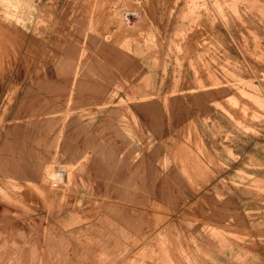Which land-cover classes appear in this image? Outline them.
Wrapping results in <instances>:
<instances>
[{
    "label": "rangeland",
    "instance_id": "rangeland-1",
    "mask_svg": "<svg viewBox=\"0 0 264 264\" xmlns=\"http://www.w3.org/2000/svg\"><path fill=\"white\" fill-rule=\"evenodd\" d=\"M0 264H264V0H0Z\"/></svg>",
    "mask_w": 264,
    "mask_h": 264
},
{
    "label": "crops",
    "instance_id": "crops-1",
    "mask_svg": "<svg viewBox=\"0 0 264 264\" xmlns=\"http://www.w3.org/2000/svg\"><path fill=\"white\" fill-rule=\"evenodd\" d=\"M185 2L191 4L192 0H184ZM195 1V0H194Z\"/></svg>",
    "mask_w": 264,
    "mask_h": 264
}]
</instances>
